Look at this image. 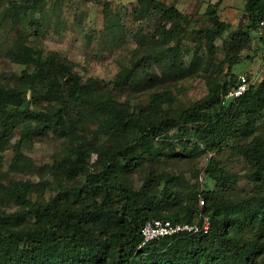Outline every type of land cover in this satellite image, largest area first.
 <instances>
[{"label":"rangeland","instance_id":"rangeland-1","mask_svg":"<svg viewBox=\"0 0 264 264\" xmlns=\"http://www.w3.org/2000/svg\"><path fill=\"white\" fill-rule=\"evenodd\" d=\"M156 1L165 7L176 5L179 14L155 8L147 0H0V85H16L26 67L17 58L19 43L36 53L52 52L69 61L92 98L110 97L136 115L153 93H164L169 98L163 104L164 112L177 115L207 98L211 89L220 92L223 83L236 82L240 74L248 75L256 86L264 79L259 72L262 44L258 31H250L246 38L243 34L247 33L244 0H220L217 5L218 0ZM212 10L228 24L220 36H214ZM121 75L126 76L125 84L118 86ZM28 101L32 112L50 116L41 121L13 114L8 121L0 120V212L11 214L19 208L1 186L30 180L34 183L30 201L45 204L63 196L67 188L83 184L80 174L68 180L58 168L65 159L74 157L76 148L81 150L90 141L98 148L112 150L140 136L139 130L127 139L110 136L85 118L76 119L74 133L58 136L42 126L55 120L51 117L59 107L56 100L47 98L44 88L37 85L28 93ZM201 113L217 123L216 137L229 127L228 115L219 118L211 108ZM255 117L253 132L248 133V120L241 115L234 135L212 149L194 153L197 124L188 123L187 131L174 125L156 134L150 142V155L146 145L137 148L135 157L128 160L113 153L114 167L103 180L104 192L118 198V191L107 185L120 183L137 191L155 170L152 192L162 201L159 211L163 215L180 213L181 202L197 208L193 193L199 190L216 191L223 207L235 215L243 213L256 188L249 178L253 166L245 151L255 141L264 143V108ZM64 121L69 124L72 119ZM206 128L203 135L210 132ZM97 158L93 151L87 162L90 169L100 172ZM208 169L214 171L210 176ZM70 197V201L76 200ZM165 198L169 202L165 203ZM229 232L236 237L260 236L259 241H264V224L258 229L247 216L238 218ZM259 259L264 260V254Z\"/></svg>","mask_w":264,"mask_h":264},{"label":"trees","instance_id":"trees-1","mask_svg":"<svg viewBox=\"0 0 264 264\" xmlns=\"http://www.w3.org/2000/svg\"><path fill=\"white\" fill-rule=\"evenodd\" d=\"M147 1L155 8L179 14L174 7H165L156 0ZM244 1L247 33L243 34L246 38L250 31H258V22L264 16V4L262 0ZM209 15L213 20L214 36L222 35L228 24L220 20L215 10ZM258 34L263 46L264 39L259 31ZM16 53L18 60L26 67L16 85H0L2 122L8 121L13 114H27L34 120L48 119L50 115L29 109L28 93L41 85L46 97L53 98L59 104L51 117L55 120L46 121L42 126L58 136L74 133L77 120L81 118L91 120L97 124L100 132L110 136L127 139L136 130L140 131V136L132 140L135 144L133 147V142L126 141L123 146L109 150L98 148L88 141L81 150L76 148L74 157L65 159L58 168L68 180L80 174L84 178L83 184L77 188H67L63 196L53 197L45 204L30 201L29 196L34 188L30 180L13 181L1 186L6 196L15 201L19 208L11 214L0 212V264H264V260H258L264 254V241H259L260 236L236 237L229 232L236 220L244 216L254 221L258 229L264 224L262 141H255L245 151L253 166L249 178L256 188L252 202L247 201L243 213L238 215L223 207L218 201L217 192L213 190L194 191L197 208L189 202H181L180 213L161 214L159 208L162 201L152 192L157 176L155 170L145 177L137 191L124 183L107 185V188L118 191V198L115 199L104 192L103 186V180H107L114 167V161L110 158L113 153H119L122 159L128 160L135 157L137 148L146 145L150 155V142L154 136L174 125L187 131L188 123L197 124L193 130L199 136L194 153L197 149H212L218 142L234 135L241 115L248 120V133L253 132L255 116L260 115L264 108V79L257 86L251 84L242 95L228 99H224V95L236 86L237 79L233 83H223L220 92L211 89L207 98L181 109L177 115L164 112L163 104L169 100L164 93H153L148 105L141 106L136 115L126 104L110 97L92 98L79 76L72 71V64L55 53H36L24 43L17 45ZM125 80L126 76L121 75L116 85H124ZM207 108L217 111L219 118L225 114L230 117L229 127L221 131L220 137L214 135L217 123L211 120L212 117L205 118L201 113ZM69 117L72 121L68 124L64 119ZM200 119L208 120L201 122ZM206 127L210 132L203 135ZM93 151L98 153L97 163L102 168L100 172L90 169L87 162ZM212 165L210 161L209 166ZM213 172L210 169L206 171L209 176ZM167 187L163 188L164 192ZM70 196L76 200L70 201ZM199 197L204 199L202 207H198ZM164 200L165 203L169 202L167 198ZM199 213L208 217L206 233L165 236L139 247L142 240L140 231L145 221L161 218L193 223L198 220Z\"/></svg>","mask_w":264,"mask_h":264},{"label":"built area","instance_id":"built-area-1","mask_svg":"<svg viewBox=\"0 0 264 264\" xmlns=\"http://www.w3.org/2000/svg\"><path fill=\"white\" fill-rule=\"evenodd\" d=\"M262 2L264 4V0H262ZM258 31L264 39V16L258 22ZM260 59L261 66L259 72L264 74V42L261 49ZM250 85L251 81L246 75H238L236 86L224 95V99L242 95L248 90ZM198 201L199 207H202L204 199L202 197H199ZM200 218H202L201 223L199 222ZM208 226V217L202 215L201 213H199L198 220L193 223L173 222L170 219L152 218L145 221V223L141 227L140 233L142 240L139 247L143 246L149 241L156 240L165 236H172L181 233H206L208 230Z\"/></svg>","mask_w":264,"mask_h":264},{"label":"crops","instance_id":"crops-1","mask_svg":"<svg viewBox=\"0 0 264 264\" xmlns=\"http://www.w3.org/2000/svg\"><path fill=\"white\" fill-rule=\"evenodd\" d=\"M174 7H175V8H177V6H176V5H174Z\"/></svg>","mask_w":264,"mask_h":264}]
</instances>
